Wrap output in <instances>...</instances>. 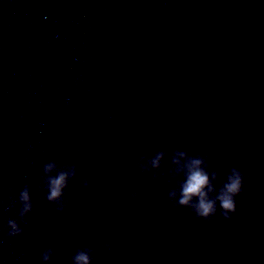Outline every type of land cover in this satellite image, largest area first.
I'll list each match as a JSON object with an SVG mask.
<instances>
[{
    "label": "water",
    "instance_id": "obj_1",
    "mask_svg": "<svg viewBox=\"0 0 264 264\" xmlns=\"http://www.w3.org/2000/svg\"><path fill=\"white\" fill-rule=\"evenodd\" d=\"M175 151L206 156L217 190L244 174L231 220L172 210ZM65 165L60 212L47 181ZM85 247L93 264H264V0H0V264Z\"/></svg>",
    "mask_w": 264,
    "mask_h": 264
},
{
    "label": "clouds",
    "instance_id": "obj_2",
    "mask_svg": "<svg viewBox=\"0 0 264 264\" xmlns=\"http://www.w3.org/2000/svg\"><path fill=\"white\" fill-rule=\"evenodd\" d=\"M156 159L152 160L153 167H159V160L166 154L164 151L155 150ZM176 156L189 157V163L184 169H169L166 175L171 178L167 183H176V188L168 192V198L173 202L172 210L176 211L180 208L190 209L197 220L211 222L216 216L219 207L220 215L225 220H231L233 215L237 212L236 198L243 192L244 182L246 177L237 168L233 167L225 178V182L217 190L213 183L219 179L218 173L215 171L209 172L207 157L203 155L192 156L185 151H175L172 154ZM148 155L141 156L137 160L132 171L136 172L139 169L141 172L145 171L144 165L141 161L145 160ZM173 163L178 161L173 159ZM201 165H204L203 167ZM52 164L47 163L43 170L50 171ZM70 167L71 172L60 171L57 176L49 177L48 191L46 199L49 203L56 205L57 210L64 212L67 208L68 202L64 199L65 191L69 187V179H74L77 176V168L75 165H65ZM182 173V174H181ZM182 177V179H180ZM211 177V179H210ZM83 188H89V182L86 179L80 181ZM155 187V184L152 185ZM143 189L129 190V197L132 201L141 199ZM19 201L21 207L19 209V216L17 219H10L7 222L9 229L8 236L10 238L22 235L23 229L21 224L27 225V215L33 211V203L31 195L29 194V187L24 186L23 191L20 192ZM62 202V206H60ZM16 202L13 199L12 207L15 208ZM106 249L110 245L104 244ZM53 250L46 249L42 253L43 264H51ZM94 253L93 249L89 247L78 249L72 256V264H93Z\"/></svg>",
    "mask_w": 264,
    "mask_h": 264
}]
</instances>
